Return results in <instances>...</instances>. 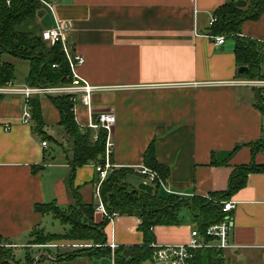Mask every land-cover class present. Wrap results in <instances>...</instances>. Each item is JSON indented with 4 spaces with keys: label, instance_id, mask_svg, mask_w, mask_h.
<instances>
[{
    "label": "crops",
    "instance_id": "obj_1",
    "mask_svg": "<svg viewBox=\"0 0 264 264\" xmlns=\"http://www.w3.org/2000/svg\"><path fill=\"white\" fill-rule=\"evenodd\" d=\"M48 1L58 19L72 24L69 46L85 58L79 75L94 87L107 88L93 94L92 109L96 115L112 111L116 117L112 163L119 169L147 166L145 156L153 145L156 161L168 168V188L191 198L225 192L237 166L253 161L264 166L257 93L233 84L244 78L238 74L236 40L228 38L216 47L208 37L211 20L228 0ZM53 24L50 9L42 5L29 27L40 35ZM240 34L264 42V13L245 22ZM7 56L12 57L4 55L2 61L14 64ZM16 60L25 68L12 84L27 86L30 65ZM40 102L44 133L39 135L34 121L31 126L20 122L23 96L0 94L1 247L11 249L15 259L24 249L34 264H114L112 258L57 260L92 247V241L30 244L34 230L55 235L69 230L50 233L48 222L61 220L38 213L37 205L68 209L76 202L72 190L84 204L96 202L95 166L73 172L59 111L48 97L41 96ZM75 115L80 127L90 124L87 106L78 104ZM5 126L12 129L5 131ZM250 144L260 148L255 155ZM131 182L138 187L142 179L136 175ZM230 200L237 203L229 232L235 247L224 250V264H264V171L249 174L246 186ZM187 219L181 226L156 227V244H188L196 226L190 215ZM94 220L102 223L104 215L96 210ZM140 224L137 217H118L105 229L108 243L141 246Z\"/></svg>",
    "mask_w": 264,
    "mask_h": 264
},
{
    "label": "trees",
    "instance_id": "obj_2",
    "mask_svg": "<svg viewBox=\"0 0 264 264\" xmlns=\"http://www.w3.org/2000/svg\"><path fill=\"white\" fill-rule=\"evenodd\" d=\"M238 0H228L216 14L217 21L210 29V34L225 35L236 40L235 54L239 67H248L249 71L244 78L257 79L263 77L264 51L257 41L241 36V28L245 22L257 21L264 13V0H250L244 8L238 7ZM8 2H10L8 4ZM37 0H0V88L15 81L16 68L14 64L2 61L4 55H10L30 65L26 85L29 87H54L70 83L68 76L70 69L62 52L61 44L48 46L40 35L30 31H21L17 27L35 22L40 9ZM57 65V67H53ZM257 107L264 113V97L257 91ZM60 114V126L64 129L70 142L69 163L73 172L78 167L93 164H103L105 161V144L107 133L105 130L95 132L90 128L80 127L75 120L74 108L77 103L70 95L48 96ZM41 97H33L30 105L35 124V134H43ZM97 134V140L94 136ZM252 146L253 155L257 146ZM261 148H264L262 142ZM236 148L235 151H237ZM233 153L230 154V156ZM148 167L159 172L167 179L168 168L156 161L153 145L145 156ZM264 171V166H257L254 161L249 165L237 166L230 178L228 189L225 192L212 193L209 196L185 197L170 195L163 190H156L149 194L133 185L131 179L136 176L129 168L114 170L101 187V197L109 213L117 212L120 216L137 217L144 242L141 246L117 247L112 250L107 247L108 237L105 229L109 224L104 217L102 223H96V202L84 204L78 192L72 190L76 202L68 209H61L53 205H37L36 211L41 214L51 213L60 219L69 230L64 235L47 234L45 229H37L31 233V245H44L56 240L92 241V247L72 253L59 255L58 261H71L81 257L112 258L114 264H153L156 236L152 229L156 227L181 226L183 210L191 214L192 222L202 233L221 223L226 218L223 212V202L229 201L238 191L247 184L248 175ZM74 174V173H73ZM104 245V247H96ZM224 250L197 249L193 251L190 264H224ZM15 255L11 249L0 247V264H11ZM26 264H34L28 257Z\"/></svg>",
    "mask_w": 264,
    "mask_h": 264
},
{
    "label": "built area",
    "instance_id": "obj_3",
    "mask_svg": "<svg viewBox=\"0 0 264 264\" xmlns=\"http://www.w3.org/2000/svg\"><path fill=\"white\" fill-rule=\"evenodd\" d=\"M41 6H46L50 9L53 17L54 24L52 27L45 29L41 32L40 37L48 46H55L61 44L62 52L65 55L66 61L70 69V75L68 79L69 84L54 86V87H29V86H15L12 83H8L5 87L0 88V94H13L21 95L24 99V109L20 122L24 126H31L33 123V113L30 105V101L33 97L41 96H61L70 95L73 97L75 103L87 106L91 112V122L84 128H90L95 132L99 130H105L107 133V139L105 144V161L103 164L95 165L97 172V182L95 185L94 199L96 201V210L100 211L104 217L108 220L109 224H113L114 221L120 217L119 213H109L105 207V204L101 197V187L103 183L109 178L110 174L114 170H118V166L112 163V156L114 153V128L116 126V117L112 111H103L99 114L93 112L92 96L95 92L104 91L107 88L94 87L84 80L78 73V70L85 63V58L76 52H73L68 43V36L72 31V24L66 20H60L56 17L54 6L48 0H37ZM10 2H8L9 4ZM217 21V17L214 16L210 22V29ZM210 39L214 41L216 47H221L225 44L228 36L225 35H208ZM257 41V40H254ZM261 44L264 51V42L257 41ZM53 67H57L54 65ZM263 77L257 79H242L240 81L233 82V84L249 88L254 92H259L264 97V64L262 67ZM76 105V106H77ZM76 107L74 108V116L76 120ZM263 113V112H262ZM77 122V121H76ZM79 125V124H78ZM262 125L264 126V113L262 117ZM82 127V126H81ZM11 126H5V131H10ZM97 134L94 136V141L97 140ZM43 147H47L48 143L44 141ZM135 174L142 179V182L153 186L154 191L156 188L163 190L170 195H178L170 190L167 186V179L161 177L159 172L155 169L143 166H136L132 168ZM223 212L226 213V218L219 224L210 226L206 233L202 234L197 227L191 232L190 240L188 244L180 245H165L159 246L156 243L152 245L155 252L153 255V264H190V260L193 258V251L197 249H217V250H230L233 246L229 240V232L233 224V214L237 208V203L234 201L223 202ZM155 229V228H154ZM152 229L151 231H154ZM112 250H115L118 246L114 243L107 244ZM96 247H104V245H97Z\"/></svg>",
    "mask_w": 264,
    "mask_h": 264
},
{
    "label": "rangeland",
    "instance_id": "obj_4",
    "mask_svg": "<svg viewBox=\"0 0 264 264\" xmlns=\"http://www.w3.org/2000/svg\"><path fill=\"white\" fill-rule=\"evenodd\" d=\"M40 6H41V4H40ZM30 24H32V22H27V23H24V24H22V25H20V26H18L17 27V29L18 30H21V31H30L29 29H30ZM34 26H35V24H34ZM6 58H8V59H10L11 61H13V63L16 65L15 66V68H16V72H15V76H16V79H18V78H20V77H22V75L24 74V65L23 64H25V63H23L22 61H20V62H22L23 64L21 65V64H17V60H16V58H14V57H9V56H7ZM53 146H55V145H53ZM55 149H56V147H55ZM189 215H190V217H191V214H189L188 212H184V211H182V213H181V217H182V219H187V217H189ZM187 222V224H188V219L186 220ZM190 222V221H189ZM193 226V225H192ZM68 229V226H66V225H62L61 224V221H58V220H56V219H54V218H52L51 219V221H49L48 222V225H47V230L50 232V233H59V234H64V232L66 231ZM2 245H4V243L3 242H1L0 241V247L2 246ZM8 248V247H7ZM27 254L25 253V250L23 249V250H20V251H18L17 253H16V259H15V261L14 262H12L11 264H26V262H27V256H26ZM34 258V257H33Z\"/></svg>",
    "mask_w": 264,
    "mask_h": 264
},
{
    "label": "water",
    "instance_id": "obj_5",
    "mask_svg": "<svg viewBox=\"0 0 264 264\" xmlns=\"http://www.w3.org/2000/svg\"><path fill=\"white\" fill-rule=\"evenodd\" d=\"M236 5L238 7L244 8L247 5V2L244 1V0H238L236 2ZM248 71H249L248 67H240L239 70H238V74L240 76H244L246 73H248ZM138 189L141 190V191L147 192L149 194H152L154 192V187L150 186V185H148V184H146L144 182L139 184Z\"/></svg>",
    "mask_w": 264,
    "mask_h": 264
}]
</instances>
